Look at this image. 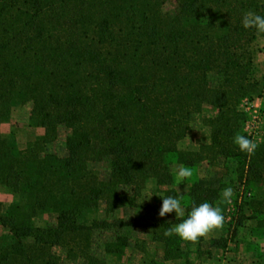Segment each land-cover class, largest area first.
<instances>
[{"label": "trees", "instance_id": "trees-1", "mask_svg": "<svg viewBox=\"0 0 264 264\" xmlns=\"http://www.w3.org/2000/svg\"><path fill=\"white\" fill-rule=\"evenodd\" d=\"M165 1L0 0V186L16 198L6 213L0 204L8 232L0 234V264H107L94 247L118 256L133 246L131 221L118 212L140 209L152 180L159 207L168 196L185 206L183 217L149 225L164 263L226 251L251 221L264 231V138L250 160L234 143L237 134L252 139L244 102L264 96L253 48L264 35L242 25L249 10L264 16V0H175L173 13ZM26 105L30 126L44 133L21 149L2 125ZM205 113L208 140L182 149L192 118ZM60 129L61 155L52 150ZM221 160L236 165L235 212L226 235L205 253L201 238L193 252L164 232L192 205H216L224 187L192 182L183 195L172 164L193 170ZM101 204L105 217L86 223Z\"/></svg>", "mask_w": 264, "mask_h": 264}, {"label": "rangeland", "instance_id": "rangeland-1", "mask_svg": "<svg viewBox=\"0 0 264 264\" xmlns=\"http://www.w3.org/2000/svg\"><path fill=\"white\" fill-rule=\"evenodd\" d=\"M164 12H175L177 3L175 0H166L163 5ZM256 77L263 79L264 77V37L258 38L254 43ZM244 109L248 114L247 121L244 124V131L258 144L264 138V96H255L251 101L244 102ZM30 106L16 107L12 113L10 120L2 125V132L6 136L14 134L16 143L19 148L24 149L31 144L39 135L44 133V129L30 126ZM209 113L204 115H196L192 118L191 129L187 137L180 143L182 149L191 151L199 150L201 144L208 140L209 128L205 125V119ZM66 131L60 129L59 139L52 150L58 154H64V142ZM179 164H172V171L175 175ZM90 168L102 175H105L106 168L100 163L90 164ZM192 182H198L203 186L218 188L220 186L231 187L233 196L230 204H220L222 214L224 216V224L222 229L217 230L207 237L203 244L204 253L207 252L209 243L213 238H219L227 234V228L230 224L235 212L234 196L236 194L235 186L237 183L236 165L233 161L221 160L217 166L201 165L192 170V176L183 182H178L175 177L174 188L181 194L188 193ZM239 189V188H238ZM240 188L238 191H241ZM162 197V193L158 192L155 181L148 183L144 190L143 196L139 199L141 208L132 209L125 208L118 212L120 218L126 219L132 224L133 246L125 251L123 255H110L103 249L94 247V254L104 260L107 264H183L182 262L164 263L163 252L164 245L162 243L151 242L149 225L155 223L160 217L158 211L160 209L157 199ZM16 200L15 196L7 189L0 186V204L2 212L6 213L11 205ZM221 200V198H220ZM219 200V202H220ZM218 202V203H219ZM105 217V205L101 204L99 209L88 216L86 223H90L92 219H103ZM168 217V216H166ZM170 218L176 217L175 213L169 215ZM48 220V217H43L40 224ZM51 220V219H50ZM255 221H251L244 229H241L239 236L235 242L230 244V248L226 251L221 249H211L212 255L203 254L199 259L196 255H192L195 264H264V231L262 234L254 232ZM1 235H7L5 228H0ZM109 239L111 234H106ZM261 236V237H260ZM137 244V246H135ZM190 249L196 251V244L185 243ZM135 246V247H134ZM193 251V252H195ZM60 252V251H59ZM61 253V252H60ZM62 254V253H61ZM64 264H84L82 261L71 263L64 261Z\"/></svg>", "mask_w": 264, "mask_h": 264}, {"label": "clouds", "instance_id": "clouds-1", "mask_svg": "<svg viewBox=\"0 0 264 264\" xmlns=\"http://www.w3.org/2000/svg\"><path fill=\"white\" fill-rule=\"evenodd\" d=\"M242 25L245 29H255L257 35H264V16L254 11H247L242 17ZM234 143L239 150L246 153L249 160L255 154L258 143L248 136L237 134L234 137ZM192 176V170L180 165L175 171V177L178 182ZM233 196V189L226 187L221 192V200L216 205L208 202L192 205L188 212L187 218L181 223L169 228L164 232L165 237L173 235L185 243L196 244L201 238L207 237L209 234L222 229L224 224V216L220 204H230ZM175 213L176 217L185 215V206L180 197L168 196L162 199L158 216L164 218L167 215Z\"/></svg>", "mask_w": 264, "mask_h": 264}, {"label": "crops", "instance_id": "crops-1", "mask_svg": "<svg viewBox=\"0 0 264 264\" xmlns=\"http://www.w3.org/2000/svg\"><path fill=\"white\" fill-rule=\"evenodd\" d=\"M191 250H192V251H195V250L193 249V247H191Z\"/></svg>", "mask_w": 264, "mask_h": 264}]
</instances>
